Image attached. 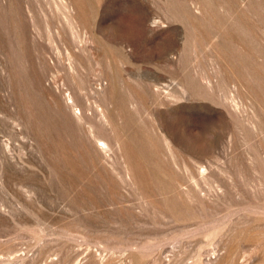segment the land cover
Instances as JSON below:
<instances>
[{
  "label": "rangeland",
  "instance_id": "374dc122",
  "mask_svg": "<svg viewBox=\"0 0 264 264\" xmlns=\"http://www.w3.org/2000/svg\"><path fill=\"white\" fill-rule=\"evenodd\" d=\"M0 264H264V0H0Z\"/></svg>",
  "mask_w": 264,
  "mask_h": 264
}]
</instances>
